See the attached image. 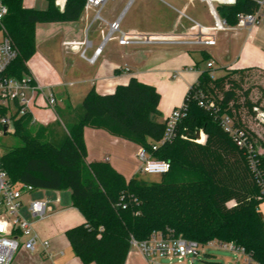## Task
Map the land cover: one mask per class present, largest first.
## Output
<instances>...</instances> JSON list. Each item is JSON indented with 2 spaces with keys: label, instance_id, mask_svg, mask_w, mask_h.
I'll return each instance as SVG.
<instances>
[{
  "label": "trees",
  "instance_id": "obj_1",
  "mask_svg": "<svg viewBox=\"0 0 264 264\" xmlns=\"http://www.w3.org/2000/svg\"><path fill=\"white\" fill-rule=\"evenodd\" d=\"M0 1L9 10L3 21L5 33L19 51L7 75L23 78L36 53V25L77 22L87 0H67L64 11L56 0H47L46 9L26 8L24 0ZM258 8L257 0H238L235 6L221 8L220 14L236 25L238 14ZM238 73L243 71H227L222 77H214L210 70L201 73L186 95L187 113L176 138L157 151L152 147L163 139L168 126L159 110L161 94L155 86L132 77L114 93L92 89L83 100L81 115L72 117L56 137L49 126H37L29 112L15 117L9 134L16 144L7 143L9 150L0 156V166L14 183L30 184L36 190L71 191L73 207L85 222L67 230L66 236L83 264H126L132 240H147L155 231H171L203 246L233 242L264 264L260 211L264 196L245 152L221 122L230 116L237 128L251 133L258 145L261 142L259 134L234 115L242 105L236 90L241 84L231 76ZM200 94L216 107L202 106ZM249 95V90L244 93L243 106L262 110L261 100L254 103ZM3 115L6 110L0 109ZM87 127L146 148L155 158L170 162V172L161 175L160 182L127 180L109 162L88 161ZM197 131L206 135L205 143L194 141ZM260 158L264 168V153Z\"/></svg>",
  "mask_w": 264,
  "mask_h": 264
},
{
  "label": "crops",
  "instance_id": "obj_2",
  "mask_svg": "<svg viewBox=\"0 0 264 264\" xmlns=\"http://www.w3.org/2000/svg\"><path fill=\"white\" fill-rule=\"evenodd\" d=\"M111 1H114L113 5L108 6L107 3L102 10L104 21H95L97 11L90 9L84 11L77 22L36 25V53L28 63L27 75L43 90V93L40 90L29 93L31 105L29 113L35 124L38 122L37 118H43L44 122L41 125L46 126L59 117L56 110L48 107L44 95L47 92H52L56 97V109L60 110L63 119L71 121L77 99L83 104L84 98L92 89L100 94L114 93L119 85H126L132 77H136L141 82L157 88L161 94L159 110L166 119L172 112L165 115L164 106L169 104L173 110L180 107L201 73L210 70L214 77H222L214 74L217 63L221 62L226 71L223 76L227 71L258 72L264 76V22L250 30L242 29L230 34L218 32L215 45L202 47L208 60L201 68L199 62L190 54V47L200 45L183 43L121 45L119 39L121 32L141 37L193 39L198 34L196 24L202 25L197 21L200 17V8L204 6L212 16L209 7L202 0ZM24 6L46 9L48 1L24 0ZM212 21L214 23L213 16ZM114 22L118 23L119 31L111 34V24ZM84 50L86 53L91 52V57L99 50L95 63L89 61L91 57L82 56ZM209 62H213L212 68H208ZM177 73L179 77L174 78L173 75ZM169 85H173L181 95L166 96L168 93L164 94V88ZM85 142L87 149L96 142L104 146L101 152L88 153V161L109 162L127 180L134 176L132 171L134 167L128 170L127 156L119 155L121 151L119 148L122 144L128 145L125 144L128 141L112 136L105 130L87 127ZM107 150H113L112 160L109 157L103 158ZM130 150L131 155L136 157L138 149L135 150L132 146ZM133 160L137 164V159ZM36 191L24 197L22 213L33 224L36 233L50 242V255L47 256L40 245L37 248L39 252H30L21 247L10 264H83L74 254L66 236L67 230L85 222L83 214L73 207L71 191L66 190L70 197L69 200L68 197L65 199L70 204L67 205L68 208L62 207L65 200L61 195L64 191L45 190L41 194ZM50 192L57 193L56 201ZM37 196L54 201V204H51L53 212L43 220H38L28 209L30 202L37 201L35 200ZM260 211L264 215V202L260 205ZM44 221V225H41L40 222ZM126 264L150 263L139 250L131 249Z\"/></svg>",
  "mask_w": 264,
  "mask_h": 264
},
{
  "label": "built area",
  "instance_id": "obj_3",
  "mask_svg": "<svg viewBox=\"0 0 264 264\" xmlns=\"http://www.w3.org/2000/svg\"><path fill=\"white\" fill-rule=\"evenodd\" d=\"M110 0H87L84 11L95 9L97 11L96 20L104 21L102 10ZM209 7L214 19L211 27H205L196 24L198 34L190 40L176 39L170 37H153V36H133L121 32L119 43L121 45L133 44H172L183 43L189 45L211 46L216 44V34L218 32H234L242 29L250 30L262 23L264 16V0H257L258 11L254 13H240L237 15V24L231 25L226 18L220 14L223 7H232L237 5L238 0H202ZM67 0H56L57 7L64 11ZM8 7L0 1V26L4 33V39L0 41V109L6 110V115L0 116V139L14 131V118L24 116L29 112L30 92L42 91L38 88L33 80L24 76L23 78H15L7 75V71L14 63L19 55V51L13 40L6 35L3 27V21L8 15ZM119 31L118 23L111 24V34ZM99 54V50L89 59L91 63H95ZM82 56L86 58V50L82 52ZM213 67V62L208 63V68ZM174 78L179 77V73L173 75ZM48 107L54 110L57 105L56 97L52 92L44 94ZM200 104L207 109L216 107L215 102H208L205 96L200 94ZM187 113V107L183 103L180 107L175 108L169 115L167 120V131L163 139L154 144L153 151H157L160 145L172 142L177 136V127L182 118ZM259 120L264 123V112L259 114ZM224 130L233 138L236 145L241 148L248 158L249 166L253 172L257 182L261 188V197L264 196V168L261 161L263 152L257 144V140L253 138L251 133L246 130L239 129L235 126L234 120L230 116L222 119ZM5 127L7 132L5 133ZM201 139L195 137L194 141L200 144L205 143L206 135L201 131ZM187 139V137L182 136ZM141 161L140 171L145 174L164 175L170 172L171 163L166 160L155 158L146 148L140 147L138 154ZM36 189L26 183H14L6 171L0 166V264H10L16 252L24 247L30 252H35L40 245L43 252L50 255V242L42 240L36 233L33 224L30 223L22 213L24 207V197L35 192ZM29 212L40 220L46 219L49 213L53 212L51 204L47 201H32L28 206ZM24 238L25 242L20 243ZM132 245L149 261L150 264H156L159 258H167L174 260L176 263L185 264L188 260L194 264L197 259H203L205 252L201 250L203 245L197 241L184 237H176L171 231H155L149 239L144 241L132 240ZM221 248L238 253L243 256V264H262L257 261L243 247H238L233 242L212 241L207 246Z\"/></svg>",
  "mask_w": 264,
  "mask_h": 264
},
{
  "label": "rangeland",
  "instance_id": "obj_4",
  "mask_svg": "<svg viewBox=\"0 0 264 264\" xmlns=\"http://www.w3.org/2000/svg\"><path fill=\"white\" fill-rule=\"evenodd\" d=\"M43 1V0H40ZM114 1H109L108 2V6L113 5ZM200 17L199 20H197L198 22H201L202 25L204 26H212L213 21H212V16L209 14V10L207 8H205L204 6H202V8H200ZM262 22H264V18L262 20ZM226 33H232V32H226ZM108 34V33H107ZM106 34V36H107ZM225 33H223L224 35ZM4 39V33L2 31H0V41ZM203 46H197V47H190L191 49V56L195 58L196 62H199L200 67L202 68L203 66L206 65L208 57L204 54V51L202 49ZM205 48V47H203ZM208 50H211V48H206ZM92 53L91 52H87L86 56L89 58L91 57ZM79 59L83 62L86 63V61L83 60V58L79 57ZM227 61V60H225ZM223 63V62H222ZM221 62L217 63L216 69L214 70V74L215 75H220L223 76L226 71L225 69L221 66ZM232 78L234 80H237L238 82H240L241 84V89H236L237 90V94L239 95V102L240 104L242 103L241 107L238 108L237 110L234 111V115H236V117L242 121L243 124H245V126L248 125V127L250 129H253V131L257 132L259 135L257 137H259L258 139H260V143H259V148L261 149V151L264 153V123L259 121V114L263 113V109H264V76L260 75L258 72H243V73H238L236 75H231ZM225 88H229L228 84L225 83ZM250 91V100L254 103H257L258 101L261 100V104L263 108L262 110L260 109H252L250 110V108H248L247 106H243L244 102H245V97H244V93L247 91ZM168 93L166 96H173L175 94V96H179L181 95L178 90H176L175 87H173V85H169L166 86L164 88V94ZM221 95V94H220ZM184 99V98H183ZM31 107V105H30ZM75 110L72 112L73 114V118L75 117H79V115H81V113L83 112V106L82 103L79 101V99H77L75 101ZM56 110L57 114L59 115L58 119L55 122H52L46 126H49L50 130H51V134L52 137H56L58 132H64V130L66 129L65 124H70V121H66L63 119L62 117V113L60 112V110L58 109H54V111ZM173 110V108L171 109L169 107V104H167L166 106H164V114L168 115L169 113H171ZM44 115V114H43ZM61 115V117H60ZM37 126H43L41 125V123L44 122L43 118H37ZM68 124V125H69ZM7 143H14L16 144V140L14 139V137L9 134L8 136H5L4 138L0 139V156L5 153L7 150H9V148L7 147ZM128 145H124L122 144L121 147L119 148L121 151L119 153V155L126 157L127 156V160L128 162V170H131L132 167H134L132 169V171H134V176L133 177H137L138 179L141 180H145L148 182H160L162 179L161 175H155V174H145L142 173L140 171L141 168V161L139 160L137 154L138 151L140 149L136 146L137 144L129 142L125 143ZM92 146H88L89 148L88 153L90 154H94V152H101L102 149H104L102 146V144L100 145L98 142L91 144ZM128 146V147H126ZM133 148L136 150V148L138 149L137 153H136V157L131 155V150ZM133 154V153H132ZM112 155H113V150H107L106 152H104L103 154V158H110L112 160ZM133 158H136L137 160V164L134 162ZM38 191V192H37ZM37 193H44L45 190H37ZM51 196L53 197V199H55L54 201H56L57 199V193L54 192H50ZM63 197V199L65 200L66 197H68L69 200V192L64 191L63 195H61ZM39 197V198H37ZM35 198V200L37 201H49L50 204H54L52 200H47L46 198H41L40 196H37ZM67 200V199H66ZM65 200L64 204L62 207L68 208L67 205L70 206V204L67 203V201ZM54 206V205H53ZM57 211V209H56ZM51 214V213H49ZM38 220H40L39 218H37ZM42 223L41 225H44V222H40ZM41 238V237H40ZM42 239V238H41ZM44 240V239H42ZM25 242V239L22 238L20 240V243L23 244ZM38 248V247H37ZM132 250H138L136 247H132ZM201 250H203L208 256L204 257L203 259H197L194 261V264H212V263H220V264H243V256L229 251V250H225V249H221V248H216V247H212V246H203L201 248ZM40 250H36V252H39ZM41 255H43L45 257V255L43 253H40ZM16 258V255L14 257V259ZM171 262L176 263L174 260H169L167 258H159L158 260H156V264H170ZM191 262L186 260L185 264H190Z\"/></svg>",
  "mask_w": 264,
  "mask_h": 264
},
{
  "label": "water",
  "instance_id": "obj_5",
  "mask_svg": "<svg viewBox=\"0 0 264 264\" xmlns=\"http://www.w3.org/2000/svg\"><path fill=\"white\" fill-rule=\"evenodd\" d=\"M7 127H5V133L7 132ZM201 137H202V133H201V131H197V133H196V138L197 139H201Z\"/></svg>",
  "mask_w": 264,
  "mask_h": 264
}]
</instances>
